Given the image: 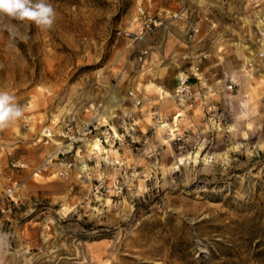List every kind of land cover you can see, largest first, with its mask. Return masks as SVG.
I'll use <instances>...</instances> for the list:
<instances>
[{"label": "rangeland", "instance_id": "rangeland-1", "mask_svg": "<svg viewBox=\"0 0 264 264\" xmlns=\"http://www.w3.org/2000/svg\"><path fill=\"white\" fill-rule=\"evenodd\" d=\"M48 2L50 30L0 15V264H264V0Z\"/></svg>", "mask_w": 264, "mask_h": 264}, {"label": "built area", "instance_id": "built-area-1", "mask_svg": "<svg viewBox=\"0 0 264 264\" xmlns=\"http://www.w3.org/2000/svg\"><path fill=\"white\" fill-rule=\"evenodd\" d=\"M160 21H157V18H152L150 16L146 17L143 21L146 25L149 23L156 24ZM197 30L196 23L190 25V30L188 32V37L191 38L194 32ZM140 57V56H139ZM228 87H232V84H229ZM132 94V92H129ZM172 96L177 100H183L186 98H189L192 94V88L189 84V75H182L180 72L176 75V82L171 90ZM163 93L161 91V94H159V98L163 97ZM134 102L138 103L141 101L140 98H137L136 96H133L132 98ZM154 115H156V119L160 120L161 116L157 110L154 112ZM98 121H95V119L83 124L77 129V135L71 134V127L66 128V131L64 132V136H66L69 139L70 146L63 150V151H69L72 147L74 142L83 139V136L92 133L96 128ZM99 126H103L104 129L101 131V133L98 135V139L101 145H108V144H115L116 142H120L121 136L119 135L118 131L115 130L112 126H106L105 124H100ZM62 152V150H58L57 153ZM67 165H70V162L64 161ZM12 189L13 186H7L6 189L3 192H0V233L5 234V228H4V219L7 217L6 211H9L11 208V205H13L16 202V199L12 196ZM6 237V236H5ZM0 238V246L5 245L6 238Z\"/></svg>", "mask_w": 264, "mask_h": 264}, {"label": "clouds", "instance_id": "clouds-1", "mask_svg": "<svg viewBox=\"0 0 264 264\" xmlns=\"http://www.w3.org/2000/svg\"><path fill=\"white\" fill-rule=\"evenodd\" d=\"M0 15L31 21L42 31L52 29L57 18L55 8L48 0H0ZM22 115L23 109L15 98L6 91H0V129L8 127ZM5 236L0 233V238Z\"/></svg>", "mask_w": 264, "mask_h": 264}, {"label": "bare ground", "instance_id": "bare-ground-1", "mask_svg": "<svg viewBox=\"0 0 264 264\" xmlns=\"http://www.w3.org/2000/svg\"><path fill=\"white\" fill-rule=\"evenodd\" d=\"M161 91H162V93H164V92H167V90L165 89V88H161ZM176 118V117H175ZM167 124V122H163V123H161L160 125L161 126H164V125H166ZM61 146H63V147H67L68 146V144H61ZM87 146H89V149L91 150V151H93V152H101V150L103 149V147L101 146V144H100V142H99V139L97 138V137H95L93 140H91V141H88L87 142ZM180 160H182V158L180 157ZM83 165V164H82Z\"/></svg>", "mask_w": 264, "mask_h": 264}, {"label": "crops", "instance_id": "crops-1", "mask_svg": "<svg viewBox=\"0 0 264 264\" xmlns=\"http://www.w3.org/2000/svg\"><path fill=\"white\" fill-rule=\"evenodd\" d=\"M185 15H186V14H185ZM181 18H182L184 24L186 25L187 22L189 21V19L186 18V16L181 17ZM174 20H178V19L175 18V19H173L172 21H174ZM201 21H202V19H198L197 22L201 23ZM172 61H173V62H171V63H175V65L173 64V66H172L173 68L171 69L170 77L176 79V75H177V73H178V71H176V68H177V64H178V63L176 62L175 59H172ZM169 66H171V65H169ZM174 84H175V80L172 82V88H173ZM159 87H160V86H159ZM172 88H169V90H172ZM159 99H160V98L157 96L156 99H154V100H155V102H160Z\"/></svg>", "mask_w": 264, "mask_h": 264}]
</instances>
